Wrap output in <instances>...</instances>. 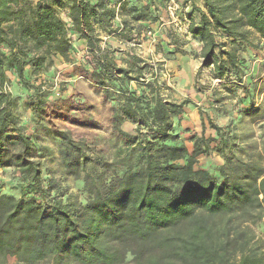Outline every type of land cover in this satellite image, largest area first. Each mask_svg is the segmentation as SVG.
<instances>
[{
    "label": "trees",
    "instance_id": "1",
    "mask_svg": "<svg viewBox=\"0 0 264 264\" xmlns=\"http://www.w3.org/2000/svg\"><path fill=\"white\" fill-rule=\"evenodd\" d=\"M184 4L191 9L186 16L188 33L201 44L197 75L210 69L211 79L219 85L233 79L232 85L245 91L240 56L246 48L257 49L251 36L264 40V0H184ZM152 5L0 0V169L13 167L22 184L18 198L0 195V264H7L9 256H15L18 264H119L121 254L107 246V236L146 241L157 231L188 224L185 235L167 237L158 246L167 248L158 264H264V234H256L247 224H225L215 236L206 223L207 218L248 216L255 210L258 219L264 218V148L260 153L251 146L239 147L209 118L217 140L205 138L199 113L202 133L189 138V151L173 120L193 103L162 95L160 68L135 55H129L126 67L118 66L116 51L103 46L101 35L137 44L149 32L145 24L157 21ZM119 17L120 26L114 28ZM70 32L86 41L85 78L113 103L111 128L124 142L107 164L88 156L68 131L54 133L62 147L65 176L81 181L84 201L53 178H42L34 144L19 126L18 101L9 91L10 74L31 92L22 107L41 117L49 95L41 77L56 59L69 63ZM124 122L134 126L133 134L121 129ZM10 146L17 150L10 152ZM213 153L223 158L217 176L194 168L197 158ZM198 213L203 218H197Z\"/></svg>",
    "mask_w": 264,
    "mask_h": 264
},
{
    "label": "rangeland",
    "instance_id": "2",
    "mask_svg": "<svg viewBox=\"0 0 264 264\" xmlns=\"http://www.w3.org/2000/svg\"><path fill=\"white\" fill-rule=\"evenodd\" d=\"M201 7L200 1H196ZM151 10L157 21L145 24L151 34L146 37L144 32L138 43H133V48L140 50L142 38L145 36L152 46L151 53L138 55L140 59L152 66L160 68L159 82L164 86L162 95L170 101L180 102L190 100L193 105L187 106L183 113L173 120L174 129L180 141L191 150L189 138L202 133L199 113L203 115L204 137L217 140L215 132L208 126L207 118L219 127L224 133L229 132L232 140L239 146L255 148L260 153L264 148V40L251 36L253 45L257 49L246 48L240 58L243 61L244 77L241 88L234 84L219 85L210 76V69H203L198 75L200 59L198 58L201 44L188 33L189 21L186 16L190 14L189 4L184 0H155ZM64 11L60 12L62 20ZM197 21V16L194 15ZM64 21V20H63ZM66 22V21H65ZM144 39V41L146 40ZM172 53V55H169ZM84 54L78 63L70 56L69 63L61 61V67L52 68L44 73L41 81L49 90L46 98V107L41 117L34 116L29 110L22 107L28 100L31 92L23 89L17 81L10 86L12 97L18 101L19 126L21 132L29 137L35 147L34 161L40 164L43 179L53 178L58 186L66 189L79 197L80 201L86 199L81 181L65 176V168L61 158L62 147L55 138L57 131H68L74 141L80 142L91 158H102L110 163L115 151L124 144L111 128V109L109 102L104 98L102 89L96 88L85 78V71L89 70ZM170 62V63H169ZM192 64V75L184 69L185 64ZM159 64V66H157ZM29 79H31L26 74ZM147 80H151L149 74ZM32 81V79H31ZM174 89V91H173ZM138 91L137 89H135ZM174 93V94H173ZM134 127V126H133ZM134 131V129H133ZM133 134V132L131 133ZM17 147L10 146V152ZM223 164L219 154L208 157H199L195 162V169H201L217 176V169ZM22 186L19 174L15 169H0V195L19 197ZM261 198V196H260ZM258 210L251 214L235 213L222 217L206 219L207 228L218 234L225 224L229 226L249 225L259 235L264 234V218H257ZM204 214L198 213L197 218ZM190 224L171 231H157L146 241H134L124 237L118 241L106 237L108 247L118 249L120 252L119 264H158L167 256V248L159 249L158 246L167 237L185 235ZM166 258V257H164ZM7 264H18L15 256L7 258ZM49 264V263H40Z\"/></svg>",
    "mask_w": 264,
    "mask_h": 264
},
{
    "label": "crops",
    "instance_id": "3",
    "mask_svg": "<svg viewBox=\"0 0 264 264\" xmlns=\"http://www.w3.org/2000/svg\"><path fill=\"white\" fill-rule=\"evenodd\" d=\"M86 1L90 2L91 4L96 2V0H86ZM107 1L111 7H118L119 4L122 2H127L128 6H131V5L145 6V5L155 4V0H107ZM63 17H64L63 20L68 23L69 20H68L65 13H64ZM121 18L122 17H119V18H116L114 20V22H113L114 28H117L120 26V19ZM69 38L71 40V45H72V50L70 51L69 55L73 56V58L76 59L77 62L79 63L82 60V58L85 54V51H86V41L74 32L69 33ZM101 39L104 43V44L102 43L103 46L107 45L108 47L113 48L116 51L114 58H115V62L118 66L126 67L128 65V62H129V55H135L138 57L137 54H139V55L142 54V52L140 50L137 52V50L133 48V45H131V43L121 41L115 36H110V37L106 36L105 37L104 35H101ZM138 47H139V49L144 50L143 51L144 54H142V55H145V51L146 52L148 51V53H151L152 46H150V41L147 38L145 41H142V44H140ZM61 61L62 60L60 58L56 59L54 61L53 67L54 68L61 67ZM192 67H193L192 64L190 65L189 63H186L184 69L186 70L187 73H190V75H192ZM8 77L10 79V82H11L10 86H11L13 84V82L15 81V77L13 75H10V74L8 75ZM87 82H89V81H87ZM173 91H174V89H173ZM108 102L110 105V109H112L113 103H111L110 101H108ZM121 129L124 132L131 134L133 132L134 127L129 122H124L121 126Z\"/></svg>",
    "mask_w": 264,
    "mask_h": 264
},
{
    "label": "built area",
    "instance_id": "4",
    "mask_svg": "<svg viewBox=\"0 0 264 264\" xmlns=\"http://www.w3.org/2000/svg\"><path fill=\"white\" fill-rule=\"evenodd\" d=\"M150 36H151L150 32H147L146 37H150Z\"/></svg>",
    "mask_w": 264,
    "mask_h": 264
}]
</instances>
